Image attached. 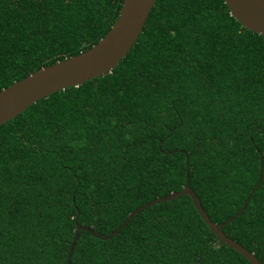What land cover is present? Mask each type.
<instances>
[{"label": "trees", "instance_id": "obj_1", "mask_svg": "<svg viewBox=\"0 0 264 264\" xmlns=\"http://www.w3.org/2000/svg\"><path fill=\"white\" fill-rule=\"evenodd\" d=\"M123 0H0V90L76 55ZM188 169V171H187ZM189 176L209 217L264 264V36L224 0H156L107 74L0 125V264H66L76 224L103 236ZM71 264H251L189 195L104 240L80 230Z\"/></svg>", "mask_w": 264, "mask_h": 264}, {"label": "water", "instance_id": "obj_2", "mask_svg": "<svg viewBox=\"0 0 264 264\" xmlns=\"http://www.w3.org/2000/svg\"><path fill=\"white\" fill-rule=\"evenodd\" d=\"M224 1L230 10V14L245 29L264 36V0ZM155 3L156 0H123L118 16L110 30L89 49L42 67L0 90V125L14 118L41 98L109 73L127 55L137 41ZM260 180L261 176L252 193L258 187ZM252 193L239 212L218 224L209 217L196 192L190 187L187 173V181L180 191L171 192L164 197H156L139 206L129 213L121 225L109 235L103 236L92 227L77 223L67 253L66 264H71L70 258L80 230H86L99 239H110L116 236L130 219L144 208L185 194L191 197L201 217L222 242L241 253L251 264H262L253 252L223 231V227L227 223L245 210Z\"/></svg>", "mask_w": 264, "mask_h": 264}]
</instances>
